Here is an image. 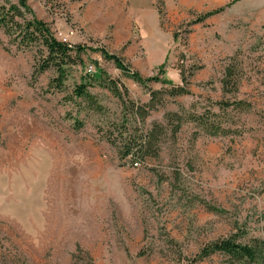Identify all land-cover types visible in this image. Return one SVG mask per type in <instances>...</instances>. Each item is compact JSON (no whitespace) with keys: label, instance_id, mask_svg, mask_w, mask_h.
Returning a JSON list of instances; mask_svg holds the SVG:
<instances>
[{"label":"rangeland","instance_id":"374dc122","mask_svg":"<svg viewBox=\"0 0 264 264\" xmlns=\"http://www.w3.org/2000/svg\"><path fill=\"white\" fill-rule=\"evenodd\" d=\"M27 2L55 37L85 48L56 88L53 68L32 79L36 48L17 51L0 29V264H225L191 259L233 233L264 240V0ZM161 64L175 85L183 70L190 94H164L141 121L134 106L148 88L169 86L145 88L131 73ZM227 67L232 91L221 87ZM80 84L91 98L72 95ZM234 99L244 104H216ZM175 111L184 120L172 135L165 114ZM204 112L232 133L204 135L189 118ZM155 123L163 130L137 166L104 138H138Z\"/></svg>","mask_w":264,"mask_h":264},{"label":"trees","instance_id":"16d2710c","mask_svg":"<svg viewBox=\"0 0 264 264\" xmlns=\"http://www.w3.org/2000/svg\"><path fill=\"white\" fill-rule=\"evenodd\" d=\"M219 9L209 11L202 16H199L194 22H200L206 17L219 12ZM0 29L8 38L17 51L24 52L33 47L36 48L37 55L32 71V79L36 78L44 71L53 68L56 71V77L53 78L50 84L56 88H61L66 78L65 65L71 60V52L80 53L85 46L79 44H70L55 37L49 24L35 16L32 9L29 7L27 0H16L10 2L7 0L4 4H0ZM102 55L111 59L116 67L128 72L122 64V60L115 54L108 53L101 49ZM163 64L158 67V73L148 77H142L137 72L131 73V78L148 88L146 83L150 81L167 84L168 89H151L148 88L149 99L146 103L134 106L133 114L138 116L141 121L149 114L150 111L155 110L163 103V96L167 94L170 97L190 94L186 87L189 83L180 69V78L182 84L175 85L169 79H161L158 74L163 69ZM192 74L191 72L189 73ZM234 68L227 67L224 77L221 79L222 91L230 88L235 90L236 80ZM234 81V82H233ZM108 89L122 100V94L116 85L108 81L106 83ZM72 95L82 97L84 99L91 98V94L86 91V85L80 84L73 89ZM219 109L239 108L244 102L242 100L232 101H216ZM189 114L187 113L186 117ZM218 115L204 112L199 116L190 115L192 121L197 122L202 129L204 135L208 137L226 136L232 133V130L222 126L218 119ZM167 125H170V132L174 135L179 131L183 124V118L180 113L167 112L165 114ZM79 126H74L78 128ZM163 126L155 123L152 128L145 134L138 138L128 137L127 140L122 137L117 141L111 134H106L104 138L114 145L120 158H128L132 165L137 166L141 163L139 156L147 154L146 151L151 145L157 141V137L162 132ZM240 235L233 233L227 236L219 237L206 244H204L196 253L191 262L201 261L210 258L214 255H221L225 258V264H264V240L260 238H251L248 242H242Z\"/></svg>","mask_w":264,"mask_h":264},{"label":"built area","instance_id":"2783aa9c","mask_svg":"<svg viewBox=\"0 0 264 264\" xmlns=\"http://www.w3.org/2000/svg\"><path fill=\"white\" fill-rule=\"evenodd\" d=\"M59 36H60V40H62V41H66V38L63 37V36H61V34H59Z\"/></svg>","mask_w":264,"mask_h":264}]
</instances>
